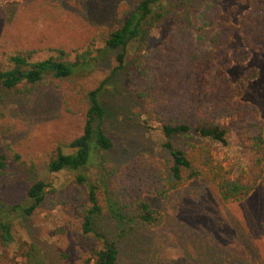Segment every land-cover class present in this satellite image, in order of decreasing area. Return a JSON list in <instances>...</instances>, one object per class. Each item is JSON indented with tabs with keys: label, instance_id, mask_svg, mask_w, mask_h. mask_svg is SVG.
<instances>
[{
	"label": "rangeland",
	"instance_id": "374dc122",
	"mask_svg": "<svg viewBox=\"0 0 264 264\" xmlns=\"http://www.w3.org/2000/svg\"><path fill=\"white\" fill-rule=\"evenodd\" d=\"M137 0H0V69L12 66L9 57L29 53L31 60L56 56L57 49L73 57L90 47L103 46L135 6ZM203 0H187L199 44L207 45L213 28L198 29L195 14ZM221 11L237 28L248 5L236 0H216ZM128 6L124 14L122 5ZM172 26L163 20L148 30L133 46L147 51L165 43ZM232 48L246 54L244 61H225L224 72L239 89L244 102L253 105L264 123V46L245 48L240 35L232 37ZM111 52L92 72L75 78L90 90L110 76L117 65ZM127 68V67H126ZM100 98L106 110L105 129L113 141L104 162L117 171L141 154L170 163L161 146L158 124L145 113L141 101L130 90L126 69L109 77ZM84 112L68 111L62 90L51 81L0 85V153L6 155V169L0 176V202L23 203L29 185L43 180L61 192L74 185V174L62 170L50 173L46 164L57 147L66 145L83 131ZM223 122H227L224 120ZM231 138L240 140L238 135ZM188 149L194 140L174 138ZM214 156L228 166L225 154L212 148ZM264 167V164H263ZM108 169V168H107ZM72 188L65 203L51 209L38 207L31 216L16 217L9 244L0 242V264L21 259V246L38 247L44 264H84L81 244L101 245L93 234H84L83 207L88 205L83 186ZM143 201L161 215L157 226H148L137 209L124 211V218L110 212L92 216V227L118 248L117 264H264V186L260 183L244 199L223 203L217 188L194 178L164 196L145 195Z\"/></svg>",
	"mask_w": 264,
	"mask_h": 264
},
{
	"label": "trees",
	"instance_id": "16d2710c",
	"mask_svg": "<svg viewBox=\"0 0 264 264\" xmlns=\"http://www.w3.org/2000/svg\"><path fill=\"white\" fill-rule=\"evenodd\" d=\"M248 5L237 28L221 11L216 0H203L195 14L198 29L213 28L208 44L197 41L187 0H137L121 24L105 39L104 45L86 48L74 56L57 49L56 56L31 60L30 54L9 57L12 66L0 69V85L13 88L20 82L32 85L51 81L62 90L68 111L84 112L82 133L72 139L64 152L57 147L46 168L50 173L67 170L74 185L58 192L43 180L32 182L23 203L0 202V242L9 244L16 217L31 216L38 207L51 209L65 203L72 188L83 186L88 205L83 207L82 231L93 233L101 245L81 244L84 264H117L118 248L92 227V216L110 212L124 218V211L137 209L140 221L148 226L161 222L160 213L143 201L145 195L164 196L194 178L212 183L223 203L247 197L260 183L264 186V123L257 109L241 100L239 89L224 72L225 61H244L246 54L232 48L234 33L245 48L264 46V0H236ZM172 21L164 44L147 51L133 46L163 20ZM111 52L117 69H126L130 90L141 101L145 113L158 124L161 146L170 163L141 154L117 171L104 162V153L113 148L105 129L106 110L100 94L108 76L87 90L75 78L84 77ZM127 67V68H126ZM226 120L227 122H223ZM238 135L234 141L231 136ZM174 138L194 140L188 149L174 144ZM212 148L222 151L228 166L218 160ZM6 155L0 153V176L6 169ZM108 168V169H107ZM21 259L12 264H44L38 247L21 246Z\"/></svg>",
	"mask_w": 264,
	"mask_h": 264
}]
</instances>
